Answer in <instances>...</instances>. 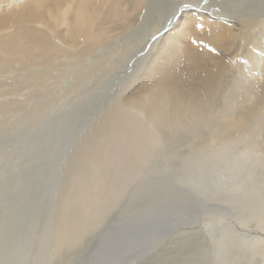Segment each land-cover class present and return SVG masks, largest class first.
Returning <instances> with one entry per match:
<instances>
[{
  "label": "bare ground",
  "instance_id": "1",
  "mask_svg": "<svg viewBox=\"0 0 264 264\" xmlns=\"http://www.w3.org/2000/svg\"><path fill=\"white\" fill-rule=\"evenodd\" d=\"M102 19L109 35L138 25L110 44L136 46L109 66L97 50L86 66V49L106 39ZM58 55L67 73L49 66ZM251 71L256 84L242 80ZM133 73L139 83L118 88ZM0 74V136L106 85L92 95L100 105L91 97L79 111L88 131L69 147L52 205L34 210L28 189L0 190V264L89 254L91 264H264V206H240L246 193L264 202V0H0ZM168 172L177 183H146ZM148 207L160 217L149 226ZM201 243L211 255L194 253Z\"/></svg>",
  "mask_w": 264,
  "mask_h": 264
},
{
  "label": "rangeland",
  "instance_id": "2",
  "mask_svg": "<svg viewBox=\"0 0 264 264\" xmlns=\"http://www.w3.org/2000/svg\"><path fill=\"white\" fill-rule=\"evenodd\" d=\"M155 2H156V0H154V3ZM98 5H99V3H97V6ZM153 5H154L153 3H150L148 5L147 11H149ZM106 9L108 10V5L104 8V11H106ZM95 10L97 11V10H99V8L95 7L94 12H95ZM114 10H115V13L117 15L122 12V10H117L116 7L114 8ZM143 13H146V12L143 11ZM179 14L180 13H178V11H177L174 14V16L175 15L177 16ZM144 15L145 14H143V16ZM174 16H172V19L174 18ZM129 19L131 20L132 17ZM172 19H170L169 21L172 22ZM99 23H100L99 26L104 25V27H101V29H105L101 33L107 34V36H106L105 40L94 44V50L86 49L85 65L90 66L93 63V61H94L93 55L97 50H100V51L102 50L101 53L103 54L104 59L107 57L105 59V60H107L106 61L107 66H109V64L112 62L119 64L121 62L126 61L128 58L127 54H123L121 56H119V55L116 56L115 54L118 52L126 53L128 51H132V50L134 51V48L136 46L135 45L136 41L131 42L129 47L123 48V49H121L120 47L115 48L113 45L110 46V44L115 42L116 41L115 39L118 40L121 37L130 36V34L135 30V28L138 25L135 28L128 27L125 31V34H123V36L120 34V32H118V30H117V32L115 30L114 34H112L113 36L111 34H110L111 35L110 36L109 32H106V31H108L112 28L110 26H106V24H105L106 21L104 22L103 19ZM167 24H169V23H167ZM130 26L133 27L134 24H132ZM164 27H165V25H164ZM115 28H116V25H115ZM141 49H142V51H144L143 46L140 48V51H141ZM166 50H168V49H166ZM166 50H164L166 52L165 54H167ZM165 54H163L162 57H164ZM58 56H56L55 59L52 60L53 62H51V63L53 65H51V63H50L49 66H52V67L55 66V68L57 67V70L58 69L59 70L58 71L55 70L56 72L60 71V72L67 73V71L70 69V67H68L67 64H62V63L66 62L69 58H63V56H61V55H58ZM142 56L143 55H141L139 52L138 56L135 57L134 62H136V60L141 58ZM159 58H161V57H159ZM158 61L160 64H163L162 62H160L161 59H158ZM58 62L61 64H59ZM54 63H56V64H54ZM166 63L169 64L171 62H170V60H167ZM49 66H47V67L45 66V68L47 69ZM58 66H60V68ZM132 66H133V64H132ZM62 67H64L63 68L64 70H62ZM110 70L111 69H109V67L108 68H106V67L99 68V71L101 73H105L106 75L110 72ZM253 74H255L254 71H251L249 73H245L242 80H244V82H247L248 84H256V81L252 82V80H250L251 75H253ZM3 76H4L3 74H0V81L1 82H3L5 79V77H3ZM73 76H74V74L69 73V74L65 75V79H67V77L72 78ZM6 77H10V76H6ZM124 77L125 76H123V78L121 79L122 81H120L121 84L119 83L118 88H120L124 84L128 83L132 79H133L132 80L133 82L139 83L140 74L133 73L131 75V79H128V80H126ZM256 77H258V76H256ZM104 83H105V81H103L101 84L98 85L99 89L101 88L100 86L104 85ZM94 85H95V81H92L91 83L86 85L84 88L79 90L77 92V95L74 98L69 100L70 101L69 103L68 102L61 103V101H59L58 102L59 107L58 108H51L50 110H47L48 111L47 113H49V111H50V113H49L50 115L48 116V114H43L40 117L41 119L39 118L41 121L38 120L37 122H32V123L26 122V123H24V125L22 123V125L17 126L15 129L11 130L10 132H7L6 134L4 133L6 136L4 134L0 136V190L2 192L6 191V190H10L12 188L19 189V191H20V188L21 189L23 188L22 189L23 192L25 189H28L29 190L28 192H31L30 197L33 198V202L29 203V206L31 205L34 208V210L39 209V208L44 209V207L46 205H43V204L47 200H49L50 205H52L53 200H55L56 195L58 194L59 190L62 188V182H60V181L63 178L62 177L63 176V170L65 169L64 167H65V164L67 163V158H65V156H67L69 154V151H70L69 147L71 146V144L73 142H74L73 144H75V141L80 138L79 136H86V134H87L88 127L86 124V121H87L86 119L88 118V115L81 116L79 111L82 110L83 112L88 113L87 109L90 106H87L88 104L86 103V101H87L86 99H91L93 93H95L98 90V87L96 86L94 88ZM131 85H132V83H131ZM90 86H92V87L90 88ZM105 86L106 85H104V87ZM127 86L129 87V84H127ZM115 88H117V87H115ZM95 89H96V91H95ZM57 92H58V90L56 91V93ZM122 94H121V96H122ZM26 96L29 98L28 94H22L21 96H19V99L27 98ZM92 99H93V103L96 102L95 103L96 105L97 104L100 105V103L103 102L102 99H100L99 102H97V100H94V97H92ZM31 100H27V101H29L31 103ZM46 116H48L49 119L44 118ZM15 130H16V132H15ZM17 134H18V136H17ZM19 135L21 136V138L19 137ZM34 135H37V136L39 135V138H41V140L37 136L35 138ZM16 136L18 138H16ZM9 137H10V139H9ZM243 137L245 138L246 135H244ZM23 138H25V140ZM7 139L10 141H7ZM17 139H18V141H17ZM38 139H39L40 143L38 142ZM12 140H15V141H12ZM82 141H83V139H81V143H82ZM21 142H24V143H21ZM33 142H35V143H33ZM22 144H23V146H22ZM11 153H13V154H11ZM260 169L262 171H264L262 168H259L258 170L261 171ZM14 173L16 174V176ZM181 173L184 174L185 172L182 171ZM151 177H153V178H151ZM177 177H180V176H178L177 174H173L172 172L165 173L162 176L152 174L147 178L146 183L147 184L152 183L156 188H158V186H160L162 183H166L165 181L177 183V180H176ZM182 178H184V177H182ZM260 178H263V176H260ZM10 180H13V181H10ZM158 183H159V185H158ZM152 191H154V190H151V189L146 190V192H147L146 195L153 193ZM260 192H261V194H260ZM249 194L250 193H248V195H247V193H246L242 196V198H241L242 202H241L240 206H242L244 208L245 206L249 207V205H251L250 207L252 208V211L257 212L259 208H262V206H264V202H262L261 200H260V202L257 201V198L254 195L250 196ZM258 194L260 196L264 197L263 190L258 191ZM3 200H4L6 205L12 203V202H7L4 198H3ZM27 202H29V199ZM214 203L217 205H222L221 202L214 201ZM222 207H232L233 208V204L227 205V206H222ZM150 209L151 208H149V210ZM157 212H158L157 210H156V212L151 211V210H150V212L149 211L147 212L149 214L150 213L155 214L154 216H152V215L151 216H152V218L153 217L156 218V219H154V218L152 219V218H149V217H151V216H149L148 217L149 222H147V226L152 225L154 223L156 224L157 222L160 221L159 220L160 217L158 218L159 213L157 214ZM38 214H41V213H38ZM41 215H43V214H41ZM156 215H158V216H156ZM175 219H176V217H175ZM225 219H231V218L225 217ZM151 220H154V221L150 222ZM23 221L25 222V224L27 223L26 219H23ZM144 224H146V223H144ZM124 228L126 229L127 227H124ZM240 236L244 239L246 238L243 234H240ZM206 246L207 245L201 243V245H200L201 249L200 250H195V248H193V247H191V248L194 250V253H197L199 256L211 255L210 254L211 251H206V250H210ZM107 247L108 248L109 247H114V248L116 247L117 248V247H119V244L113 243ZM213 252H214V245H213ZM87 254H89V253H86V255ZM92 258H93V254H89V257L87 259H85V261H86L85 264L86 263L91 264ZM22 260L23 259H21L18 262V264H25L24 260L23 261ZM141 261L137 262L136 264H139V263L145 264Z\"/></svg>",
  "mask_w": 264,
  "mask_h": 264
}]
</instances>
